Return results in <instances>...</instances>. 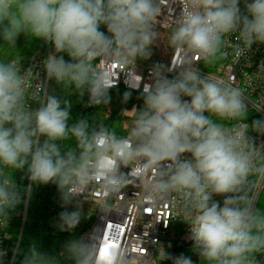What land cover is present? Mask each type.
<instances>
[{"label": "clouds", "instance_id": "clouds-1", "mask_svg": "<svg viewBox=\"0 0 264 264\" xmlns=\"http://www.w3.org/2000/svg\"><path fill=\"white\" fill-rule=\"evenodd\" d=\"M160 11L157 0H0V40L8 46L21 35L43 41L54 50L42 62L47 81L71 85L81 94L86 89L92 104L107 103L112 83L100 63L149 58ZM175 24L170 46L212 64L223 56L225 36L236 34L238 55L264 44V0H180ZM192 58L176 59V68L154 67L153 82L141 92L143 106L133 107L132 125L122 137L89 136L84 120L69 126L67 100L48 94L32 67L0 58V177L11 169L24 172L31 184L53 183L67 206L88 179L98 181L105 196L119 191L128 182L120 166L142 157L148 167L160 168L148 199L176 193L183 200L189 239L202 264H264L257 259L264 255V210L256 207V189L264 183V141L257 144L249 134L264 137V118L247 123L241 88L202 76ZM259 71L264 72V61ZM130 95L126 92L124 99ZM70 135L81 149L78 156L61 151L59 142ZM216 196L223 197L222 205ZM22 202L12 182L0 178V220ZM59 216L62 231L75 229L81 220L79 208ZM65 250L74 264H118L116 249L100 262L84 239L68 241ZM12 252L22 255L20 264H55V257L35 245ZM6 255L0 249V264ZM162 259L194 264L183 254H162Z\"/></svg>", "mask_w": 264, "mask_h": 264}, {"label": "built area", "instance_id": "built-area-1", "mask_svg": "<svg viewBox=\"0 0 264 264\" xmlns=\"http://www.w3.org/2000/svg\"><path fill=\"white\" fill-rule=\"evenodd\" d=\"M157 2L161 11L155 25L160 30L174 29L180 12V0ZM240 7L243 10V3ZM236 43V34L224 37V44L221 46L223 56L218 59L217 65L216 62L209 64L203 59L192 58L190 52L180 53L172 48L165 67L176 68L175 61L180 57L192 58L202 76L211 75L226 83L234 82L245 94L249 112L246 122L251 124L254 119L264 118V112L257 111L255 107L258 105L264 109V72L259 71V65L264 61V44H253L250 50L238 55L234 49ZM50 51L54 50L43 42L31 58L18 60L24 68L32 67L34 79L43 81L47 92L50 81L46 80L42 62ZM154 67L136 60L126 65L100 63V68L111 78L110 89L122 87L140 94L145 84L153 82ZM211 68H215V71L212 72ZM29 103L33 107L37 106L35 100H30ZM134 106L137 107V104L131 110H125L124 115L132 116ZM224 123L230 126L234 121ZM249 134L255 137L257 144L264 141V137L251 130ZM159 170L156 166L148 167L144 158L137 157L120 166V172L128 182L117 192L103 195L100 183L92 179L77 186L79 191L74 195L72 204L75 211L79 208L81 214H85L86 219L91 222L90 228L83 233L81 239L92 245L95 260L102 262L108 250L116 249L119 253L118 264H172L171 260L162 259V254L173 257L183 254L190 256L194 264H199L198 255L191 250L193 242L189 239V225L183 200L176 193L168 196L155 194L148 199L152 181ZM29 190L21 203L23 212L20 214L24 217L29 202ZM256 192L259 195L256 207L264 210V183L257 187ZM214 199L222 205L223 197L216 196ZM10 214L18 215L9 211L7 219L0 220V249L7 252L4 257L5 264L16 258L12 252L14 246L11 244ZM257 259L264 260V255H258Z\"/></svg>", "mask_w": 264, "mask_h": 264}, {"label": "trees", "instance_id": "trees-1", "mask_svg": "<svg viewBox=\"0 0 264 264\" xmlns=\"http://www.w3.org/2000/svg\"><path fill=\"white\" fill-rule=\"evenodd\" d=\"M106 27L101 26L104 32ZM157 27L154 24L153 30ZM171 30V29H169ZM43 41L32 39L21 35L16 41L15 46H8L4 41L0 40V58H13L16 60H28L41 47ZM149 51L151 56L147 59L137 58L136 61L146 65H157V50L155 46L150 45ZM65 55V59L69 57ZM218 59L215 61L217 65ZM212 72L215 68H211ZM130 92L129 99H124V94ZM48 94L56 95L59 99L67 100L71 104L69 126L80 120L87 122V131L89 136L94 132H105L115 134L117 137L126 136L128 134L126 121L129 123V129L132 125V119L122 116L125 108H131L134 104L139 107L143 106L141 94L125 88L110 89L108 92V102L100 104L90 103V94L85 89L81 94L80 90L67 84H57L50 81ZM62 152H73L77 156L81 149L77 141L71 135L59 142ZM3 178L9 179L12 184L22 193L23 201L29 190V202L25 217L23 214H10V233L11 244L16 247L18 240V251L26 252L31 246L35 245L38 250L55 257V264H74L70 255L65 250V244L74 239H81L83 233L90 228L91 222L88 219L83 220L81 217L78 226L71 231H62L59 227L60 216L63 211L71 212V204L63 205L62 192L58 187L49 183L31 184L29 180L24 178V172L5 169ZM31 184V187L28 186ZM261 255V254H257ZM23 259L22 255H16L15 264H20ZM199 264H202L198 258Z\"/></svg>", "mask_w": 264, "mask_h": 264}, {"label": "rangeland", "instance_id": "rangeland-1", "mask_svg": "<svg viewBox=\"0 0 264 264\" xmlns=\"http://www.w3.org/2000/svg\"><path fill=\"white\" fill-rule=\"evenodd\" d=\"M173 30L174 29H171V30H160L158 27L155 30H153V31H155L157 33V35H156V37H155V39L153 41V45L155 46V48L157 50V53H158L157 61H158L159 64H157V65L165 66L167 64V62H168V59H169V56H170V52H171V50L173 48V47L170 46V43H169L170 36H171V33H172ZM104 32H105V34H107V29L106 28H105ZM153 66H155V65H153ZM131 108H125L122 111V116L124 118H126V120L130 119V118H133L132 116L124 115V111L125 110H131ZM137 108H138V105H137ZM125 126L127 127L126 129L129 130V126L130 125H129L128 121H126ZM10 211L13 212V213H16V214H20V213L23 212V207H22L21 204H19V205H17L16 208H14V209H12ZM72 211H75L74 208H73V204L71 206V212ZM81 217H84V214H81ZM85 219L86 218H84L83 220H85ZM191 250H193V248H191Z\"/></svg>", "mask_w": 264, "mask_h": 264}, {"label": "water", "instance_id": "water-1", "mask_svg": "<svg viewBox=\"0 0 264 264\" xmlns=\"http://www.w3.org/2000/svg\"><path fill=\"white\" fill-rule=\"evenodd\" d=\"M188 100H190V98H188ZM205 115H207V113H205Z\"/></svg>", "mask_w": 264, "mask_h": 264}]
</instances>
